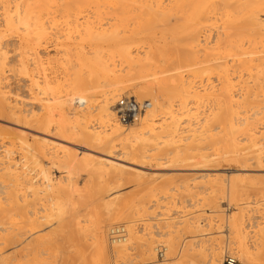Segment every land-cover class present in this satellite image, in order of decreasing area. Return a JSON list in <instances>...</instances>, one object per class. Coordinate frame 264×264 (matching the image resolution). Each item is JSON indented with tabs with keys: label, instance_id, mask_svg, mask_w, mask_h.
<instances>
[{
	"label": "rangeland",
	"instance_id": "1",
	"mask_svg": "<svg viewBox=\"0 0 264 264\" xmlns=\"http://www.w3.org/2000/svg\"><path fill=\"white\" fill-rule=\"evenodd\" d=\"M4 1L0 3V48L1 52L5 54L4 71L0 75L2 79V82L0 81V98H2V95L3 98L6 97V101H9L8 103L11 106L14 104L16 109L19 108L17 110L19 112L12 109L10 111L9 108H5L6 110L4 109L0 112V161L1 159H9L10 162H14L15 167H18H16V173H18L17 175L20 178L16 181L14 180L15 178L13 179V176L12 178L11 176H7L11 180L7 179L6 176H3L4 171H0V187L3 185L1 187L2 189L0 188V211L4 212L0 214V216H4V218L0 217V227L2 228V225L3 228L11 227L14 233L21 232L23 234L25 231L23 229L27 228L26 230H29L32 227L29 226V220L38 219L37 221L40 222V226H34V228L35 230H42L38 235H43L45 243L43 239L41 241L43 243L39 242L42 245L38 244V248L35 247L36 252L34 251V255L31 256V263L28 261V264H97V258L94 257V250L91 245V227L89 226L92 223H88V221H95L98 217L104 219L107 235L108 227L118 223L124 224L126 227L127 224L125 222L129 220L127 218L114 223H109L106 220L110 209L106 207L105 200H110V197L116 198L111 207V211L124 202L122 198L134 203L138 201L144 203V210L132 217L142 243L153 238L152 240L156 241V243L163 242L162 244H164V235L176 230V232L174 231L176 235L175 240L176 242L178 241V245L183 241V243L185 242L190 246L188 249L193 247L191 249L192 251L200 247H206L208 249L210 244L217 245L218 243L220 247L219 251L222 252L221 264L225 255H232L234 257L237 255L236 250L234 251L235 245L231 244V242L229 245L228 240L230 238L232 240L233 237L232 232L229 233L230 230L232 231L230 226L234 223H239L242 227L241 229L245 232V243L251 252L248 259L250 261H245V264H264V153L258 154L255 151L257 148H261V151L264 152V75H262L264 74V69H262L264 68V34H261V32L264 33V28L259 26L258 31L256 28L258 26H254L252 27L253 30H250V28L245 27L244 23H241L245 27H240L241 31L242 29H249L250 31H243L245 33L248 32L247 34L242 32L245 36L242 34L234 36L231 33L233 30H228L225 26L221 29L225 25V20L220 14L224 10L222 8L224 5L222 3L223 6L220 4V0H215V2H219L216 3L218 9L212 12L216 16L209 13L211 12L209 8V11L206 10L207 8L205 9V14L208 15H200L204 17L202 20L199 17L202 28L198 29L195 33L198 35H195L196 37H188L190 34L184 33L186 29H183L184 34L181 33L182 27L185 24V15L191 10L188 6L186 7L187 9L184 7L181 10L182 13L188 10L186 14L183 13L180 16L178 14L180 10H175L177 14L174 10H171L167 14L168 18L165 21L162 22L158 19L152 24L146 25L148 28L145 27V29L143 24L147 18L145 13L146 10L148 11L147 8L149 5L148 3L144 5L143 1V3L141 2L142 4L138 2L139 5L137 2H134L132 5L123 7L126 10V12L122 11L125 15V17H122L123 21H125L124 23L122 22L123 24L114 19V17L119 16L120 10L117 9L119 5L124 6L127 2H122V5L119 4L120 2L117 4L104 2V6L102 5L103 3H100V5L99 3L91 5L94 2H88L89 5L87 7H81L84 10L83 15H90L88 19H84L81 14L83 12H80L81 8H77L79 2L78 4L76 2L80 0H72L74 2L67 0L64 6L62 4V2L64 3L63 0H44L46 3L41 0L45 4H41L40 0ZM230 1L233 0L228 1L230 6L228 5L229 8L226 7V10L228 9V11L232 12L234 9H230L236 5L233 4L235 0L233 3ZM245 1H247L248 8L250 5L252 7L255 6L252 5L253 0H242L240 1L241 3L238 2L243 4L237 5L239 11L242 12L239 13V21L242 20V22L243 19L241 18H244L243 16L250 12L252 8L250 7V10L247 9V13L244 11V15L243 9L245 10ZM25 2L28 4L30 2L29 7L31 8L33 6L31 9L34 8L32 10L33 12H31L32 17L28 21L29 26L22 25V23L20 24L16 21V24L12 23V25L8 23L10 26L6 24V18L4 17L6 12L14 9L11 7L17 3L20 5H18L20 8L21 6L23 8L24 5L26 6ZM258 2L256 5H258ZM4 3L5 7H2ZM46 4L49 9H47ZM111 4L115 6H111ZM67 5H70L68 7H70L71 11L73 8L72 18L75 16V19L73 18L75 23H73L74 21L72 22L71 11H68L69 8L66 7ZM86 5L87 3L83 6ZM240 6H243V9ZM65 7L68 13L64 9ZM98 7L99 9L97 11L96 9ZM9 8L11 9L9 10ZM123 8L122 10H124ZM261 8L264 9V7ZM116 9L118 13H116ZM262 9H260L261 11L259 13L261 18H264V10ZM151 10H154L156 13H161V9L152 8ZM217 10L220 11L218 12ZM75 13H79L78 16ZM209 14L211 17H209ZM91 16L94 18L92 19ZM182 16L185 17L181 18ZM215 17L217 18L215 19ZM90 18L92 22H90ZM125 18L127 19L124 20ZM205 18L207 19L205 20ZM221 18L222 20H220ZM84 20H87V22L89 20V22H84ZM208 20L212 21L209 22ZM38 21L39 23H37ZM204 21H206V24L209 23L208 26L213 27H208L203 23ZM34 22L36 26L42 23L40 25L41 27L36 28L42 31L44 30L47 33L44 32L46 35H43L44 38L46 37L45 39L37 40L36 37L38 34L36 32L38 30L35 28ZM82 22L88 25L90 24L91 26L89 27H91L94 33H100L101 31L105 35L107 33V38L101 37V39L97 38V36L87 38V33L91 30L88 29L85 32L88 26L84 23L82 24ZM114 22L119 23H116L113 27ZM69 23L72 25L69 26ZM92 23L94 26L97 24L100 26L97 25L99 28L96 27L98 31L101 30L102 26V30L100 32L96 29L94 30ZM75 24L78 25L76 26ZM83 25L85 26L83 27ZM26 26H31L34 30L31 28L28 30ZM79 26L84 28V34L82 36L80 35L82 34V30L81 28L79 29ZM116 26L119 27L117 28ZM205 26L208 27L206 31ZM219 26L221 28L217 29ZM20 27H26L28 31L24 29L25 34H28L25 35L22 33L24 31ZM115 27L119 31H115ZM56 28L57 31H55ZM179 28L181 29L179 30ZM45 29H49L51 33ZM106 29L109 31L107 32ZM173 29L174 31H172ZM209 29L211 30L210 32ZM31 30L32 32L36 30L34 36L30 33ZM66 32L70 34L68 38ZM111 32L116 36H120V33L125 34L123 37L122 35L117 37L119 39L127 37L126 35L128 37H136V40L130 42L129 45L126 44L128 49L126 48V51L125 49L124 52L122 51L123 53H127V55L125 53L126 58L120 56L121 51L115 45L116 42L108 39L109 35L111 38ZM131 32L133 33L130 34ZM216 33L220 34V36L217 34L218 37ZM221 33L225 36L221 37L223 36ZM226 33L229 35H226ZM23 34L25 37H23ZM36 34L37 36H35ZM79 35L82 37L80 38L81 41L83 40L82 42L76 39L79 38ZM250 35L254 36V39ZM89 38L91 39L90 41L88 40ZM192 38L196 39L192 40ZM222 38L224 42H222ZM106 39L108 41L110 40V42ZM35 43L37 44L35 45ZM220 43L222 44L219 45ZM248 44L249 46H247ZM93 46H98L97 48L99 50ZM92 48L96 49H94L95 53H101L102 59L105 63L107 62L106 65L109 68L106 67L107 71L105 70L104 73L102 69L100 71V69L97 70V68H94L96 74L94 72L93 79L90 81V75H87L89 73L87 71L88 67L84 66L83 68L78 63H80L79 55L83 53V55L90 56L89 59L91 55L94 58L95 53L93 50L91 51ZM89 52L90 54H88ZM76 58L79 60L78 62ZM146 58L151 60V63ZM183 58L184 60H182ZM76 70L77 72H75ZM108 70L109 73H107ZM70 74L72 75V79ZM77 76L78 78L84 77V79L80 80L87 85L81 88L73 87L75 84L74 79ZM34 80L37 83H34ZM73 80L74 84L72 85ZM164 80L167 81L165 82ZM43 83L45 85L50 84V92L46 90L44 92L40 89L43 87ZM225 87L228 89L226 90ZM101 92H114L115 102L122 95L134 96L139 101H149V109L146 110L145 116L146 120L139 122V117V120H135L136 122L134 121L129 125L131 130L136 131L137 134H141L140 137L142 138L140 140L134 139V133L130 130L131 133L128 134L127 138L123 137L125 139H122V136H120L121 140L118 138V140L114 141V148L111 149L109 147L103 149L102 142L96 141V143L93 138L92 141L94 140V143L92 141L87 142V138L85 139L81 135L79 132L81 131L79 130L80 127L85 128L84 130L90 133L101 132L102 136L108 133L110 129L108 124L100 121L98 115V96L96 94H101ZM75 102H78L79 105H75ZM62 107L64 108V114L60 115ZM220 108H222L221 113L219 112ZM226 109H228L229 112L227 114L231 118L229 115H226V112H222L223 110L227 111ZM172 113L173 115H171ZM222 113L225 114L227 119H231V124L234 123L233 127H236L235 130L232 127L234 131H227L229 128L226 125H228L229 119L224 120V118H220L225 122L227 120V124L221 123L224 124L223 126L218 124L221 121L220 119H214V117H224V115H220ZM171 120H175L176 122L171 123ZM118 122L120 121L118 120ZM120 124L123 123L120 122ZM173 124L176 126L174 125L175 127L172 129L169 128ZM225 126L226 128L224 129ZM6 131L8 132L6 133ZM131 151L142 153V157L139 159L132 158L129 154ZM117 153L121 154L122 157L118 156ZM107 154L117 156L121 159L126 158L120 161L124 165L122 167L123 170H113L110 168V171H108L109 168L107 166L101 165L99 160H101V157H107L105 156ZM72 164L75 165L71 166ZM70 166L72 168H69ZM136 170L139 171L137 172ZM5 180L9 182L7 183ZM57 180L64 186L68 184V186H65L66 188L62 185L66 190V192L62 190L63 193L65 192L64 194L61 191V186L59 188L57 187L59 185H56ZM13 181L16 182L17 188L11 192L10 188L12 186L10 184ZM53 185L55 187L54 189L52 187ZM209 186L214 187L210 188ZM67 187L71 189L69 190ZM56 188L61 192L59 193L60 196L57 194L59 191L57 192ZM32 189H36L37 193L35 192L33 194L34 191ZM93 191L99 192L94 193ZM56 196H58L57 199L62 197V204L65 201L63 210L67 213L63 216V220L65 221L64 226L62 224H56L55 219L52 220L49 218V221H46L44 218H40L41 216H46L47 208L50 206L54 208ZM66 196L68 201L66 200ZM12 200L17 205L11 208L10 206L14 204L11 203ZM19 203L21 204L19 205ZM16 207H20L22 210ZM3 209L5 210L3 211ZM45 209H47L46 212L44 211ZM5 218L6 220H4ZM41 219H43L42 222ZM231 221L235 222L230 223ZM76 222L79 223L82 229H78L79 227L75 225ZM19 224L21 226H18ZM26 224H29V227ZM83 228L87 230L86 233H82ZM226 233L230 235L228 238L225 235ZM156 243L154 242L155 245ZM226 243L229 245L228 251L224 252ZM106 244L108 245L107 238ZM137 245H132V248L129 247L126 256L116 257L115 260L108 258L106 262L108 264H113L112 261H114V264H142V256L140 253L142 252V248L138 245L139 250ZM10 248L11 246H8L5 251L11 253ZM156 252H154V258L149 264H165L166 253L164 252L163 259H160ZM184 259L175 264H200L199 260L193 262L188 258ZM236 259L237 264H244V261L242 262L238 257Z\"/></svg>",
	"mask_w": 264,
	"mask_h": 264
},
{
	"label": "bare ground",
	"instance_id": "2",
	"mask_svg": "<svg viewBox=\"0 0 264 264\" xmlns=\"http://www.w3.org/2000/svg\"><path fill=\"white\" fill-rule=\"evenodd\" d=\"M4 1V0H3ZM3 1H1V2H3ZM16 1H18V0H16ZM24 1V0H23ZM23 1H21L22 2V4H24L23 3ZM39 1V0H38ZM44 1V0H43ZM41 2V0H40V2H41V4L43 3V4H45L46 3V1H44V2ZM60 1V0H59ZM64 1V3L62 2V4H63V6H64V4H65V1H67V0H63ZM72 1V0H71ZM75 1V0H74ZM74 1H72V2H74ZM94 2V3H92V2ZM102 1V2H101ZM144 2V5L145 4H147L148 3V5H149V7L147 8L148 9V11L146 10V13L145 12H143V13H145V16L147 15V18H146V21H145V23L143 24L144 25V28L146 27V28H148V26H146V25H150V24H152L154 21H156V20H161L162 22L163 21H165L168 17H167V14H169V12H171V10H174V12H175V10H180V11H178V14L180 15V14H186L187 12H188V10H186V12H181V10H182V8H186L187 6H188V8L190 7V11H189V13L187 14V15H185V16H182L181 18H184L185 17V24H184V27H182V31H181V33H183L184 32V30L183 29H186L185 30V32L184 33H188V34H190V36H188V37H192V36H198L197 34H195L197 31H198V29H200V28H202L201 27V20H202V18L205 16V15H208V14H205V11L206 10H208L209 11V9H211L210 11L211 12H209V13H211V15H214V14H212V12H214L213 10H216V9H218L217 8V4L216 3H219V2H215V0H80V1H77L76 3L78 4V2H79V4L77 5L78 7L77 8H81V7H87L89 4H88V2L90 3H92L91 5H93V4H98L99 3V5H100V3H103L102 5L104 6V2H106V3H115V4H117L118 2H120L119 4H121L122 2H127L126 4L125 3H123V4H125L124 6H120L119 4V7L117 8V9H119L120 10V12H126V10L124 9L126 6H128V5H132V4H134V2H139V3H141V2ZM218 1V0H217ZM228 1L229 0H220V4L222 3L223 5H224V7H222L224 10L222 11V12H220V14L222 15V17L224 18V20H225V25H223V27L221 28L220 26H219V28H217V29H223L224 28V26H225V28L227 27L228 28V30H233L231 33H232V35H234V36H239L240 34H242V35H244V34H247L248 32H250L249 31V29H247L248 30V32H243V31H247L246 29L244 30V29H242V31H241V29H240V27H242V28H250V30H253V28L252 27H254V26H258V27H256L257 29L259 28V26L260 27H262V28H264V25H262V24H264V18H261V15H260V9H262L261 7H264V0H261L260 2H258V5H256L257 4V2H256V0H253L252 1V5H255V6H251L249 3H248V5H250L249 6V8L250 7H252L251 8V10L247 7V1H245V10L243 9V14L245 15V12H246V10L247 9H249L250 10V12H246L247 14L245 15V16H243L244 18H241V19H243V22H242V20L241 21H239L240 20V14L239 13H242L241 11H239V7L237 6L238 4H240L241 2L240 1H242V0H235L236 1V3H235V1H234V3H233V1H230V2H232L233 4H235L236 6H234V8H231L230 10H232V9H234V11L232 10V12H230V11H228V9L226 10V7L227 8H229V6H230V4H228ZM249 1V0H248ZM0 2V3H1ZM5 3H6V1H4ZM11 2V1H10ZM9 2V3H10ZM142 2V3H143ZM146 2V3H145ZM166 2V3H165ZM229 2V3H230ZM238 2H240V3H238ZM254 2H256L255 4H254ZM5 3H4V5L2 6V7H5ZM7 3H8V1H7ZM20 3V2H19ZM26 3V2H25ZM34 3V2H33ZM71 3V2H70ZM85 3H87V5L86 6H83V5H85ZM139 3H138V5H139ZM141 3V4H142ZM232 3H231V5H232ZM16 4V3H15ZM21 4V5H22ZM28 3H26V6L24 5V7L22 8V6H21V8L19 7L20 5L17 3L16 5H14L13 7H11V8H14V9H12V10H10L11 8H9V10L10 11H8V12H6V15L4 16L6 19H5V23L6 24H10L11 23V25H12V23L13 24H16V22L17 23H22V25L24 24V25H27V26H29V23H28V21L30 20V18L32 17L31 16V12H33L32 10L34 9H31L33 6H31V8L29 7L30 5V2H29V4L27 5ZM81 4V5H80ZM136 4V3H135ZM219 4V5H220ZM2 5V4H1ZM8 5V4H7ZM7 5H6V8H7ZM19 5V6H18ZM56 5V4H55ZM66 5V4H65ZM72 5V4H71ZM75 5V4H74ZM102 5H101V7H102ZM122 5V4H121ZM219 5H218V7H219ZM229 5V6H228ZM240 5H243V4H240ZM38 6V5H37ZM46 6H47V9H49L48 8V5L46 4ZM68 6H70V5H67L66 7L67 8H69V10L68 11H71L70 10V7H68ZM73 6V5H72ZM76 6V5H75ZM74 6V7H75ZM98 6V5H97ZM96 6V7H97ZM106 6V5H105ZM108 6V5H107ZM111 6H115V5H112L111 4ZM135 6V5H134ZM143 6V5H142ZM1 7V8H2ZM10 7V6H9ZM39 7H40V4H39ZM44 7V6H43ZM62 7V6H61ZM66 7L64 8L65 10H66ZM90 7V6H89ZM93 7V6H92ZM94 7H95V5H94ZM120 7H124L123 9L124 10H122V8L120 9ZM130 7V6H129ZM136 7V6H135ZM232 7V6H231ZM247 7V8H246ZM5 8V9H6ZM44 8H46V7H44ZM77 8H75L76 10H77ZM137 8H138V6H137ZM152 8H156V9H161L160 11H161V13H156V12H154V10H151ZM207 8V9H206ZM209 8V9H208ZM220 8V7H219ZM221 8V9H222ZM241 8H240V10H241ZM37 9V8H36ZM35 9V10H36ZM58 9V8H57ZM98 9H99V7L96 9L97 11H98ZM102 9V8H101ZM108 9V8H107ZM116 9V10H117ZM131 9V8H130ZM139 9V8H138ZM187 9V8H186ZM206 9V10H205ZM3 10V9H2ZM34 10V11H35ZM39 10V9H38ZM58 10H60V9H58ZM57 10V11H58ZM76 10H74V12H76ZM162 10H164V11H162ZM184 10V9H183ZM262 10H264V9H262ZM7 11V10H6ZM14 13H13V12ZM43 11V10H42ZM48 11V10H47ZM56 11V10H55ZM72 11H73V8H72ZM72 11L70 12L71 13V18H72ZM84 10L81 8L80 9V12H83ZM85 11H86V8H85ZM134 11V10H133ZM142 11V10H141ZM218 12L220 11V10H217ZM217 11H215V12H217ZM245 11V12H244ZM248 11V10H247ZM2 12H4V11H2ZM11 12H12V14H11ZM45 12V11H44ZM66 12H67V10H66ZM77 12H79V10H77ZM119 12V16L117 15V17H114V19H116L117 21H119V22H121V24H123L125 21H123V18L122 17H125V15H124V13L122 12V13H120ZM136 12V11H135ZM181 12V13H180ZM9 13V14H8ZM36 13H37V10H36ZM68 13V12H67ZM67 13H66V15H67ZM85 13H87V12H85ZM108 13V12H107ZM116 13H118V10H117V12ZM173 13V12H172ZM176 14H177V11L175 12ZM3 14V13H2ZM4 14H5V12H4ZM11 14V15H10ZM15 16H14V15ZM38 14V13H37ZM64 14H65V12H64ZM79 14V13H78ZM78 14H76L75 13V15H77L78 16ZM82 15L84 14V12L83 13H81ZM104 14V13H103ZM121 14V15H120ZM202 14H204V16L203 17H201L200 15H202ZM41 15V14H40ZM81 15V16H82ZM86 15V14H85ZM85 15H83V17H84V19H88L89 17H90V15L89 16H85ZM87 15H88V13H87ZM92 15V14H91ZM94 15V14H93ZM102 15V14H101ZM113 15H116V14H113ZM143 15V14H142ZM171 15V14H170ZM169 15V16H170ZM210 15V14H209ZM211 15L209 16V17H211ZM221 15H220V17H221ZM242 15V14H241ZM3 16V15H2ZM49 16V15H48ZM65 16V15H64ZM70 16V15H69ZM109 16V15H108ZM144 16V17H145ZM181 16V15H180ZM214 16H216V14L214 15ZM214 16H212L213 18H214ZM219 16V15H218ZM68 17V16H67ZM83 17H82V19H83ZM113 17V16H112ZM119 17V18H118ZM130 17H131V15H130ZM133 17V16H132ZM135 17V16H134ZM173 17V16H172ZM199 17H201V20H199ZM207 18H209L208 16H206ZM219 17V18H220ZM242 17V16H241ZM36 18H38V17H36ZM74 19H75V16L73 17ZM72 18V19H73ZM79 18H80V16H79ZM91 18H92V16H91ZM90 18V19H91ZM94 18V17H93ZM92 18V19H93ZM207 18H205V20L207 19ZM212 18V19H213ZM217 17H215V19H216ZM39 19V18H38ZM52 19V18H51ZM59 19V18H58ZM67 19V18H66ZM74 19L72 20V22L74 21ZM76 19H77V17H76ZM89 19V20H90ZM92 19H91V21L90 22H92ZM127 18H125L124 20H126ZM211 19V18H210ZM215 19H213L214 21H215ZM32 20H33V18H32ZM50 20V19H49ZM78 20V19H77ZM89 20H88V22H89ZM134 20V19H133ZM183 20V21H184ZM204 20V19H203ZM220 20H222V18L220 19ZM16 21V22H15ZM36 21V20H35ZM63 21V20H62ZM68 21V20H67ZM80 21V20H79ZM87 22V20H84V22ZM168 21V20H167ZM209 22L210 21H212V20H208ZM208 21H207V23H208ZM213 21V22H214ZM31 22V21H30ZM51 22V21H50ZM70 22V21H69ZM77 22V21H76ZM81 22V21H80ZM80 22H79V24H80ZM84 22H82V24L84 23ZM87 22V23H88ZM119 22H116V23H119ZM123 22V23H122ZM129 22V21H128ZM144 22V21H143ZM206 21H204L203 23L204 24H206L205 23ZM37 23H39V21L37 22ZM73 23H75V21L73 22ZM87 23H84L86 26H88V27H86L85 29H86V31L85 32H87L88 31V29H90L91 30V27H89V26H91L90 24L88 25ZM93 23H94V21H93ZM92 23V28H94V30L96 29V27H97V25L96 26H94V24ZM115 23V22H114ZM116 23L115 24H113V27L116 25ZM127 23V22H126ZM223 23V22H222ZM223 23V24H224ZM241 23H244V25H245V27H243V25L241 24ZM5 24V25H6ZM8 24V25H9ZM33 24H35V28L36 27H39L40 25H37L36 26V23L34 22ZM52 24V23H51ZM50 24V25H51ZM65 24V23H64ZM111 24V25H112ZM121 24H119V25H121ZM128 24V23H127ZM211 24V23H210ZM213 24V23H212ZM241 24V25H240ZM21 25V26H22ZM53 25H54V22H53ZM57 25H59V24H57ZM68 25V24H67ZM70 25H72V24H70L69 23V26ZM76 25V24H75ZM78 25V24H77ZM76 25V26H77ZM81 25V24H80ZM85 25H83V27L85 26ZM186 25H187V27H186ZM207 26L209 25V23L208 24H206ZM262 25V26H261ZM10 26V25H9ZM8 26V27H9ZM26 26V27H27ZM42 26H44V25H42ZM99 26V25H98ZM107 26V25H106ZM216 26V25H215ZM222 26V25H221ZM26 27H24V28H21L22 29V31H24V32H22V33H24L25 34V30L24 29H26ZM41 27V26H40ZM44 27H46V26H44ZM53 27V26H52ZM63 27V26H62ZM100 27V26H99ZM99 27H97V28H99ZM112 27V26H111ZM117 27V26H116ZM115 27V28H116ZM119 27V26H118ZM117 27V28H118ZM206 27V26H205ZM204 27V28H205ZM208 27H213V26H208ZM208 27H206L205 28V31L207 30V28ZM30 28L31 29H33L34 30V28H32L31 26L30 27H27V29L28 30H30ZM48 28V27H47ZM69 28V27H68ZM76 28V27H75ZM81 28V30H82V34H80L81 36L84 34L83 33V30H84V28H82V26L80 27L79 26V29ZM102 26H101V30H102ZM116 28V30L115 31H119V29H117ZM145 28V29H146ZM177 28V27H176ZM256 28H254V29H256ZM20 29V30H21ZM26 29V31H28ZM37 29V28H36ZM61 29V28H60ZM67 29V28H66ZM171 29V28H170ZM181 28H179V30H180ZM256 29V30H257ZM38 30V32H36V30H35V32L38 34V36H39V38H38V36H37V34L35 35V36H37L36 38H37V40H39V39H42V38H44V36L43 35H45L44 34V30L42 31L41 29H37ZM46 30V29H45ZM48 31H49V29H47ZM46 30V31H47ZM73 30V29H72ZM97 31H98V29H96ZM100 30V29H99ZM100 30V31H101ZM104 30H105V28H104ZM107 30V29H106ZM178 30V29H177ZM178 30V31H179ZM204 30V29H203ZM55 31H57V28H56V30ZM66 31V30H65ZM76 31V30H75ZM100 31H98V32H100ZM109 30H107V32H108ZM172 31H174V29L172 30ZM176 31V30H175ZM204 31V32H205ZM211 30L209 29V32H210ZM221 31H223V30H221ZM258 31H259V29H258ZM0 32H1V30H0ZM35 32H32V30H31V32L30 33H32L33 34V36H34V34H35ZM50 32V31H49ZM48 32V33H49ZM90 32V33H89ZM87 34V38L88 37H92V36H97V38H107V33H106V35H105V33L103 32V31H101L100 33H94L93 32V30H91V31H89ZM92 32V33H91ZM106 32V31H105ZM121 32V31H120ZM125 32V31H124ZM177 32V31H176ZM175 32V33H176ZM203 32V33H204ZM216 32H218L217 30H216ZM224 32V31H223ZM222 32V33H223ZM227 32V31H226ZM244 34H243V33ZM46 33V32H45ZM51 33V32H50ZM58 34H59V32H57ZM112 33V32H111ZM110 33V34H111ZM119 33V32H118ZM133 32H131L130 34H132ZM149 33V32H148ZM179 33V32H178ZM183 33V34H184ZM221 33V34H222ZM257 33V32H256ZM23 34V37H25V35L26 34H28V33H26L25 35ZM32 34H30V35H32ZM47 34V33H46ZM63 34V33H62ZM66 34H67V32H66ZM109 34V33H108ZM121 35H122V37L123 36H125V34L123 35L122 33H120ZM129 34V33H128ZM151 34V33H150ZM205 34V33H204ZM218 33H216V35H217ZM224 34H225V32H224ZM228 33H226V35H227ZM251 34H253V33H251ZM261 34H264V33H262L261 32ZM29 35V36H30ZM40 35H42V37H40ZM49 35V34H48ZM56 35V34H55ZM68 35H70V34H67V38H68ZM79 35V38H76V39H79V42L81 41V39L80 38H82L81 36ZM86 35V34H85ZM119 35V34H118ZM120 35V36H121ZM134 35H136V33H134ZM149 35V34H148ZM153 35V34H152ZM181 35V34H180ZM179 35V36H180ZM219 36H220V34H218ZM217 35V36H218ZM223 35V34H222ZM229 35V34H228ZM28 36V35H27ZM27 36H26V38H27ZM46 36V35H45ZM120 36H116L115 34H111V38H110V35H109V37H108V39H110V40H113V41H115L116 42V44L115 45H117V47L119 48L118 50H120L121 52H120V56H122V57H124V58H126V56H125V53H123L124 52V49H125V51L128 49V47H127V45L126 44H130V42H132V41H134V40H136L135 38V36H133V37H128V35H126L127 37H125V38H122V39H119V38H117V37H120ZM172 36V35H171ZM177 36V35H176ZM184 36V35H183ZM195 36V37H196ZM207 36V35H206ZM218 36V37H219ZM225 35H223V36H221V37H224ZM245 36V35H244ZM243 36V37H244ZM251 36V38L253 37V39H254V36H252V35H250ZM22 37V36H21ZM51 37V36H50ZM54 37V36H53ZM77 37H78V35H77ZM85 37V36H84ZM85 37V38H86ZM187 37V38H188ZM217 37V38H218ZM220 37V38H221ZM230 37V36H229ZM242 37V38H243ZM260 37H262V35H260ZM26 38H23L24 40L26 39ZM30 38H32V37H30ZM46 38V37H45ZM44 38V39H45ZM55 38V37H54ZM88 39L89 41L91 40V39ZM97 38H96V40H97ZM101 38V39H102ZM241 38V39H242ZM245 38V37H244ZM75 39V38H74ZM108 39H106L107 41H108ZM194 39H196V38H192V40H194ZM206 39H207V37H206ZM227 39V38H226ZM225 39V40H226ZM27 40V39H26ZM29 40V39H28ZM87 40V39H86ZM85 40V41H86ZM110 40L108 41V42H110ZM175 40H176V38H175ZM219 40V39H218ZM221 40V39H220ZM224 39L222 38V42H224L223 41ZM246 40V39H245ZM258 40H259V38H258ZM258 40H257V42H258ZM22 41V40H21ZM31 41V40H30ZM29 41V42H30ZM83 41V40H82ZM81 41V42H82ZM181 41V40H180ZM207 41V40H206ZM234 41V40H233ZM240 41V40H239ZM28 42V41H27ZM33 42V41H32ZM43 42V41H42ZM96 42V41H95ZM115 42H112V43H115ZM218 42V41H217ZM216 42V43H217ZM227 42V41H226ZM229 42H230V40H229ZM242 42V41H241ZM256 42V41H255ZM256 42V43H257ZM262 42V41H261ZM58 43V42H57ZM63 43V42H62ZM178 43V42H177ZM248 43V42H247ZM37 43H35V45H36ZM45 44V43H44ZM81 44V43H80ZM93 44V43H92ZM215 44V43H214ZM222 43H220L219 45H221ZM224 44V43H223ZM226 44V43H225ZM231 44V43H230ZM236 44V43H235ZM238 44V43H237ZM243 44V43H242ZM54 45V44H53ZM91 45V44H90ZM134 45V44H133ZM218 45V46H219ZM240 45V44H239ZM55 46V45H54ZM59 46V45H58ZM67 46V45H66ZM65 46V47H66ZM228 46H229V44H228ZM247 46H249V44L247 45ZM93 47H95V46H93ZM98 47V46H97ZM97 47H95L97 50H99V48H97ZM130 47V46H129ZM215 47V46H214ZM221 47V46H220ZM225 47V46H224ZM231 47V46H230ZM246 47V46H245ZM3 48V47H2ZM70 48V47H69ZM77 48V47H76ZM81 48V47H80ZM95 48H92L91 49V51L93 50V52L95 53ZM127 48V49H126ZM154 48V47H153ZM211 48V47H210ZM233 48V47H232ZM95 49V50H94ZM101 49V48H100ZM174 49V48H173ZM218 49V48H217ZM225 49V48H224ZM253 49V48H252ZM251 49V50H252ZM86 50V49H85ZM84 50V51H85ZM108 50V49H107ZM110 50V49H109ZM154 50V49H153ZM209 50V49H208ZM226 50V49H225ZM255 50V49H254ZM253 50V51H254ZM90 51V52H91ZM123 51V52H122ZM248 51V50H247ZM252 51V52H253ZM70 52V51H69ZM90 52L88 53V54H90ZM93 52H91V53H93ZM97 52H99V51H97ZM107 52V51H106ZM153 52V51H152ZM243 52V51H242ZM35 53V52H34ZM60 53V52H59ZM163 53V52H162ZM78 54H80V53H78ZM84 54V53H83ZM83 54H80L79 55V60H80V63H78L81 67H83L84 68V66L85 67H88L87 69V71H89V73L87 74V75H90V81L93 79V75H94V72H95V70H94V68H97V70L98 69H100V71H101V69H102V71H103V73H104V71L106 70L107 71V69H106V67H108L107 65H106V63L104 62V60L102 59L103 57L100 55V54H98V53H95L94 54V58H92V55H91V60L89 59V57L90 56H87V55H83ZM85 54H86V52H85ZM177 54V53H176ZM225 54V53H224ZM71 55V54H70ZM126 55H127V53H126ZM157 55H158V53H157ZM167 55V54H166ZM38 56V55H37ZM75 56V55H74ZM78 56V55H77ZM76 56V57H77ZM169 56V55H168ZM261 56V55H260ZM65 57V56H64ZM68 57V56H67ZM128 57H129V55H128ZM170 57V56H169ZM182 57V56H181ZM208 57V56H207ZM212 57V56H211ZM55 58H57V57H55ZM78 58V57H77ZM76 58V59H77ZM153 58V57H152ZM151 58V59H152ZM175 58V57H174ZM190 58V57H189ZM205 58H206V56H205ZM214 58V57H213ZM236 58V57H235ZM259 58V57H258ZM262 58V57H261ZM4 59H5V54H4V52H1V48H0V75L2 74V72L4 71L3 70V65H4ZM37 59H38V57H37ZM50 59V58H49ZM54 59V58H53ZM66 59V58H65ZM71 59V58H70ZM143 59V58H142ZM146 59H148V58H146ZM168 59V58H167ZM199 59V58H198ZM201 59V58H200ZM78 59H77V62L79 61ZM87 60H89V61H86ZM141 60V59H140ZM139 60V61H140ZM149 60V59H148ZM148 60H147V62H148ZM154 60V59H153ZM181 60V59H180ZM182 60H184V58L182 59ZM246 60H247V58H246ZM34 61V60H33ZM37 61V60H36ZM41 61V60H40ZM52 61V60H51ZM59 61H60V59H59ZM74 61V60H73ZM136 61H137V59H136ZM144 61V60H143ZM151 60H149V62H150ZM186 61V60H185ZM184 61V62H185ZM202 61H204V60H202ZM222 61V60H221ZM262 61V60H261ZM39 62V61H38ZM37 62V63H38ZM65 62V61H64ZM76 62V61H75ZM179 62V61H178ZM183 62V61H182ZM193 62V61H192ZM195 62V61H194ZM244 62V61H243ZM36 63V64H37ZM59 63V62H58ZM151 63V62H150ZM170 63V62H169ZM181 63V62H180ZM190 63V62H189ZM145 64V63H144ZM182 64V63H181ZM187 64V63H186ZM225 64V63H224ZM38 65V64H37ZM62 65V64H61ZM66 65V64H65ZM73 65V64H72ZM78 65V66H79ZM83 65V66H82ZM110 65V64H109ZM153 65V64H152ZM157 65V64H156ZM156 65H154V66H156ZM114 66V65H113ZM153 66V67H154ZM166 66V65H165ZM226 66V65H225ZM66 67V66H65ZM172 67V66H171ZM252 67V66H251ZM63 68H64V66H63ZM109 68V67H108ZM144 68V67H143ZM164 68V67H163ZM169 68V67H168ZM223 68V67H222ZM227 68V67H226ZM257 68V67H256ZM255 68V69H256ZM111 69V68H110ZM113 69V68H112ZM158 69V68H157ZM160 69V68H159ZM162 69V68H161ZM252 69V68H251ZM259 69V68H258ZM257 69V70H258ZM262 69H264V68H262ZM37 70H38V67H37ZM75 70V69H74ZM82 71V70H81ZM84 71H85V69H84ZM99 71V72H100ZM148 71V70H147ZM224 71V70H223ZM75 72H77V70L75 71ZM192 72H194V71H192ZM191 72V73H192ZM39 73V72H38ZM72 73H74V72H72ZM79 73V72H78ZM107 73H109V70H108V72ZM221 73V72H220ZM256 73V72H255ZM82 74V73H81ZM95 74H96V72H95ZM215 74V73H214ZM92 75V76H91ZM226 75V74H225ZM255 75V74H254ZM262 75H264V74H262ZM70 76H71V79H72V75L70 74ZM84 76V75H83ZM38 77V76H37ZM43 77V76H42ZM89 77V76H88ZM231 77V76H230ZM44 78V77H43ZM74 78V77H73ZM77 78V79H76ZM178 78H179V76H178ZM37 79V78H36ZM45 79V78H44ZM80 79H84V77L82 78H78V76L77 77H75V84L73 83L74 82V80L72 81V85H73V87H77V88H81V87H84L85 85H87L85 82H83L82 80H80ZM255 79V78H254ZM2 79H1V76H0V81H1ZM76 80H77V82H76ZM80 80V81H79ZM160 80V79H159ZM174 80V79H173ZM178 80V79H177ZM45 81H47V79H45ZM165 81V80H164ZM167 81V80H166ZM165 81V82H166ZM230 81V80H229ZM2 82V81H1ZM80 82V83H79ZM87 82L89 83V80L87 79ZM223 82H225V81H223ZM252 82V81H251ZM34 83H37L35 80H34ZM47 83V82H46ZM50 83V82H49ZM48 83V84H49ZM91 83V82H90ZM161 83V82H160ZM180 83V82H179ZM44 85H42L43 87L42 88H40L41 90H46L47 92H50L51 91V87H49V85H45V83H43ZM71 84V83H70ZM78 84V85H77ZM81 84V85H80ZM92 84V83H91ZM158 84V83H157ZM162 84V83H161ZM167 84V83H166ZM179 85V84H178ZM186 85V84H185ZM184 85V86H185ZM223 85V84H222ZM71 86V85H70ZM157 86H160V85H157ZM167 86V85H166ZM175 86H177V85H175ZM206 86V85H205ZM224 86V85H223ZM225 86H227V85H225ZM228 87H230V86H228ZM150 88V87H149ZM226 88V90L228 89L227 87H225ZM147 89V88H146ZM170 89V88H169ZM174 89V88H173ZM211 89H212V87H211ZM149 90V89H148ZM177 90V89H176ZM182 90V89H181ZM185 90V89H184ZM109 91V90H108ZM112 91H114V90H112ZM145 91V90H144ZM165 91V90H164ZM220 91H222V90H220ZM220 91H218V92H220ZM45 92V91H44ZM175 92H177V91H175ZM171 93V92H170ZM178 93H179V91H178ZM204 93V92H203ZM224 93H226V92H224ZM143 94V93H142ZM174 94V93H173ZM175 94H177V93H175ZM150 95H151V93H150ZM96 96H98V115H99V119H100V121H102V123H104V124H108V126H110L109 128V131H108V133H106V134H104L103 136L101 135V132H92V133H90V132H86L84 129H83V127H80V129L79 130H81V131H79L80 133H81V135L83 136V137H85V139L87 138V142H89V141H92V138L95 140V142L96 141H99L100 143L102 142V146H103V149H106V148H114L115 147V143H114V141H116V140H118V138L120 139V136H122V139H125V138H127L128 137V134L129 133H131L130 132V126L129 125H131L134 121H130V122H128L127 124H120V122H118V120H117V115H116V112H115V103L117 102H115V94H114V92L112 93V92H101V94H99V93H97L96 94ZM176 96V95H175ZM226 96V95H225ZM117 97V96H116ZM153 97V96H152ZM157 97V96H156ZM196 97V96H195ZM242 97V96H241ZM247 97V96H246ZM6 97H4L3 98V95H2V98H0V112H1V110L3 111L5 108H9L10 109V111H11V109L12 110H18V109H16V107L14 106V104L11 106L7 101H6V99H5ZM179 98V97H178ZM194 98V97H193ZM226 98V97H225ZM229 98V97H228ZM227 98V99H228ZM250 98V97H249ZM9 99V98H8ZM154 99V98H153ZM168 99H169V97H168ZM183 99V98H182ZM231 99V98H230ZM229 99V100H230ZM252 99V98H251ZM46 100H51V99H46ZM232 100V99H231ZM234 100H236V99H234ZM244 100V99H243ZM247 101V100H246ZM115 102V103H114ZM166 102V101H165ZM230 102V101H229ZM244 102V101H243ZM157 103V102H156ZM163 103H164V101H163ZM234 103V102H233ZM158 104V103H157ZM156 104V105H157ZM159 105H160V103H159ZM244 105V104H243ZM254 105V104H253ZM15 108H14V107ZM97 106V105H96ZM161 106V105H160ZM246 106H248V105H246ZM218 107H220V106H218ZM167 108V107H166ZM9 109H8V111H9ZM149 109V108H148ZM158 109H159V107H158ZM164 109V108H163ZM221 109L222 108H220V110H219V112L221 111ZM231 109V108H230ZM236 109V108H235ZM6 110V109H5ZM161 110H162V108H161ZM164 110H167V109H164ZM227 111H225V110H223L222 112H226V115L228 116L229 114H227L229 111H228V109H226ZM216 111H218V110H216ZM7 112V111H6ZM13 112H15V111H13ZM12 112V113H13ZM17 112H19V111H17ZM22 112V111H21ZM173 112V111H172ZM231 112V111H230ZM233 112V111H232ZM8 113V112H7ZM218 113V112H217ZM221 113V112H220ZM224 113H222V114H220V115H224V117H214V119L215 120H218V119H220V118H224V120L225 119H227L226 117H225V114ZM14 114V113H13ZM64 114V108L62 107V111L60 112V115H63ZM212 114H213V112H212ZM171 115H173V113L171 114ZM145 116H146V111H145V113L140 117V120L139 119H137V120H139V122H141V121H144V120H146V118H145ZM230 116V115H229ZM233 116V115H232ZM211 117V116H210ZM173 118V117H172ZM230 118H231V116H230ZM83 119H84V117H83ZM82 119V120H83ZM97 119H98V117H97ZM98 119V120H99ZM229 119V118H228ZM227 119V120H228ZM221 120V119H220ZM224 120H221L220 121V123H218V124H221V123H226L227 124V120H226V122L224 121ZM230 120V121H229ZM228 120V125H226V126H228V128L229 129H227V131H231V130H233L232 129V127H233V125H234V123L233 124H231L230 122H231V119H229ZM233 120V119H232ZM172 122L171 123H174V122H176L175 120H171ZM207 121H209V120H207ZM207 121H206V123H207ZM222 121H224V122H222ZM235 121V120H234ZM136 122V121H135ZM215 122V121H214ZM135 124V123H134ZM176 124V123H175ZM175 124H173L171 127H169V128H173V127H175L176 125ZM224 124H221L222 126L224 125ZM84 125V124H83ZM124 125L126 126L125 128H124ZM168 125V124H167ZM166 125V126H167ZM175 125V126H174ZM85 126V125H84ZM226 126L224 127V129L226 128ZM168 128V127H167ZM234 128V127H233ZM133 129V128H132ZM152 129V128H151ZM150 129V130H151ZM174 129H176V128H174ZM236 129V127L234 128V130ZM233 130V131H234ZM131 131H133V130H131ZM227 131H225V132H227ZM232 131V132H233ZM8 131H6V133H7ZM138 132V131H137ZM151 132V131H150ZM165 132V131H164ZM169 132H170V130H169ZM168 132V133H169ZM132 133H134L133 135H134V139H141L142 137H140V135L141 134H137L136 133V131L134 132H132ZM234 133V132H233ZM91 134V135H90ZM154 134V133H153ZM172 134V133H171ZM173 134H174V132H173ZM172 134V135H173ZM221 134H222V132H221ZM221 134H219V135H221ZM229 134V133H228ZM250 134V133H249ZM12 135V134H11ZM131 135V134H130ZM132 135V136H133ZM170 135V134H169ZM230 135V134H229ZM131 136V137H132ZM227 136V135H226ZM225 136V137H226ZM123 137H125V138H123ZM152 137V136H151ZM172 137V136H171ZM228 137V136H227ZM21 138H22V136H21ZM224 138V137H223ZM88 139H90V140H88ZM252 139V138H251ZM24 140V139H23ZM93 140V141H94ZM121 140V139H120ZM42 141V140H41ZM86 141V140H85ZM92 141V142H93ZM94 143V142H93ZM97 143V142H96ZM50 144V143H49ZM58 144V143H57ZM91 144V143H90ZM168 144H169V142H168ZM230 144V143H229ZM234 144H236V143H234ZM85 145V144H84ZM236 146V145H235ZM256 147V146H255ZM258 147V146H257ZM42 148V147H41ZM44 148V147H43ZM62 149V148H61ZM45 150V149H44ZM48 150V149H47ZM52 150V149H51ZM254 150H255V148H254ZM253 151V150H252ZM258 154H261V153H264V152H262L261 151V148L259 149V148H257V150H255ZM255 151H253V152H255ZM51 152V151H50ZM52 152H53V150H52ZM78 152V151H77ZM98 152V151H97ZM247 152H250V151H247ZM255 152V153H256ZM111 153V152H110ZM254 153V154H255ZM256 153V154H257ZM129 154L131 155V157L132 158H134V159H139V158H141L142 157V153H140V152H138V151H131V152H129ZM128 154V155H129ZM257 154V155H258ZM117 155L118 156H121V154H118L117 153ZM256 155V156H257ZM52 157H53V155H51ZM63 156V155H62ZM105 156H107V157H105V158H102L101 157V160H99V163L101 164V165H104V166H107L108 168H109V170L108 171H110V168H112L113 170H123V168L122 167H124V165H122V163L120 162V161H122V159H126V158H119V157H117V156H112V155H109V154H107V155H105ZM2 157H4V156H2ZM79 157V156H78ZM122 157V156H121ZM259 159V158H258ZM93 160V159H92ZM124 161H126V160H124ZM69 162V161H68ZM78 162V161H77ZM82 162V161H81ZM88 162V161H87ZM70 163V162H69ZM72 163H73V161H72ZM18 164V163H17ZM73 165H75V164H72L71 166H73ZM97 165V164H96ZM69 167V168H72V167ZM98 166H99V164H98ZM104 166H103V168H104ZM17 167V166H16ZM16 167H15V163L13 162H10L9 161V159L8 160H3V159H1V161H0V171L1 172H3L4 171V173H3V176H11V178H12V176H13V179L14 180H18L20 177H18V173H16L17 171H16ZM107 167H105V168H107ZM127 167V166H126ZM125 167V168H126ZM18 168V167H17ZM100 169V168H99ZM106 170V169H105ZM22 171V170H21ZM98 171V170H97ZM107 171V172H108ZM137 171V170H136ZM135 171V172H136ZM139 171V170H138ZM137 171V172H138ZM106 172V173H107ZM145 173V172H144ZM144 173H143V175H144ZM47 174V173H46ZM109 174V173H108ZM110 174H111V172H110ZM118 174V173H117ZM141 174V173H140ZM16 175V176H15ZM119 175H121V174H119ZM15 176V177H14ZM21 176V175H20ZM116 176H118V175H116ZM134 176V175H133ZM5 177V178H6ZM7 177V179H10L11 180V178H8ZM114 177H115V173H114ZM120 177V176H119ZM23 178V177H22ZM22 178H21V180H22ZM60 179V178H59ZM5 181H7V180H5ZM58 181V180H57ZM9 181H7V183H8ZM19 182V181H18ZM17 182V183H18ZM70 182V181H69ZM11 183V182H10ZM67 183V182H66ZM20 184V183H19ZM36 184V183H35ZM51 184V183H50ZM59 184V185H58ZM71 184V183H70ZM69 184V185H70ZM54 185H55V183H54ZM54 185L52 186L53 187V189L56 187V185H58L57 187L59 188V186H61V191L63 190H65L64 188H63V184H61L59 181L56 183V185H55V187H54ZM63 185V186H62ZM3 186V185H2ZM1 186V187H2ZM10 186H12V188H10L11 189V192H12V190H16V188H17V184H16V182H12L11 184H10ZM65 186H68V184L67 185H65ZM64 186V187H65ZM96 186V185H95ZM0 187V188H1ZM33 187H36V186H33ZM71 187V186H70ZM210 187V186H209ZM212 187H214V186H212ZM212 187H210V188H212ZM229 187V186H228ZM4 188V187H3ZM58 188H56V191L58 192L59 190H58ZM63 188V189H62ZM66 188V187H65ZM69 190L72 188H69V187H67ZM97 188V187H96ZM164 188V187H163ZM233 189H234V187H232ZM2 189V188H1ZM94 189V188H93ZM92 189V190H93ZM99 189V188H98ZM101 190H102V188H100ZM231 189V188H230ZM7 190V189H6ZM9 190V189H8ZM34 192H33V194L36 192L37 193V190L36 189H32ZM36 190V191H35ZM73 190V189H72ZM90 190V189H89ZM91 190V191H92ZM4 191V190H3ZM10 191V190H9ZM26 191V190H25ZM63 191H62V193H63ZM68 191V190H67ZM74 191V190H73ZM95 191V190H94ZM93 191V192H94ZM100 191V190H99ZM99 191H97V192H99ZM17 192H19V191H17ZM28 192V191H27ZM65 192H66V190H65ZM64 192V193H65ZM76 192V191H75ZM97 192H94V193H97ZM101 192V191H100ZM136 192V191H135ZM2 193V192H1ZM16 193V192H15ZM32 193V192H31ZM59 193H61L60 191L57 193L58 195H59ZM63 193V194H64ZM70 193H71V191H70ZM134 193V192H133ZM9 194H11V193H9ZM14 194V193H13ZM68 194V193H67ZM71 194H73L74 195V193H71ZM135 194V193H134ZM136 194H137V192H136ZM16 195V194H15ZM26 195V194H25ZM89 195H91V194H89ZM21 196V195H20ZM19 196V197H20ZM60 196V195H59ZM69 196V195H68ZM128 196V195H127ZM6 197H7V194H6ZM82 197V196H81ZM109 197V196H108ZM125 197V196H124ZM129 197V196H128ZM18 198V197H17ZM28 198V197H27ZM58 198V196H56V201H57V203H56V201H55V206H54V208L53 207H49V208H47V209H45L44 211L46 212V210H47V213H46V216H41L40 218H44L46 221H49V218H51L52 220L53 219H55L56 220V224H62L63 226H64V220H63V216L67 213L65 210H63L64 208V202H63V204H62V200H61V198L62 197H60L59 199H57ZM65 198V197H64ZM107 198V197H106ZM114 198V197H113ZM111 198L110 197V200H105L106 202H105V205H106V207L108 208V209H110L109 211H108V215H107V221L109 222V223H114V222H118V221H122L123 219H129V220H127V222H125L126 224H127V228L125 227V225H124V227H125V230H126V234H125V237H124V239H123V241H121V242H119V243H111L110 242V240H109V237H108V229H109V227H108V229H107V235H106V232H105V224H104V222H105V220L104 219H101L100 217H98L97 218V216H96V220L95 221H88V223H92V225L91 226H89V227H91L90 228V234H91V245H92V247H93V252H94V257H96L97 258V264H108L106 261L108 260V258H110L111 260L112 259H114L115 260V258L116 257H120V256H123L124 257V255L126 256V254H127V249H129V247H131L132 248V245H135V244H138V245H140L141 247L140 248H142L141 250H142V252H140L141 253V256H142V264H149V263H151V260L154 258V252H156L159 248H161L165 253H166V258H165V260H166V263L165 264H175V263H177V262H179L180 260H182V259H184V258H188V259H190V260H192L193 262L195 261V260H199V262H200V264H220V260H221V254H222V252L221 251H219L220 250V247H219V245H218V243H217V245L216 244H210V246H209V248L208 249H206V247L204 248V247H200V248H197V249H195V250H191V249H193V247H191L190 249H188V247H190L188 244H186L185 242L183 243V241H182V243L180 244V245H178V241L176 242V235H175V232H176V230H174L172 233L170 232H168V233H166V235H164V240H165V242H164V244H162V243H156V241H153L152 239L151 240H148V241H145L144 243H142L141 241V237L138 235V233H137V231H136V227H135V225H134V219L132 218V217H134L135 215H138L142 210H144V203L143 202H140V201H138L137 203L135 202H130V200H128L127 201V199H124V198H122V200L124 201V202H122L121 204H120V206L119 207H117V208H115V209H113L112 211H111V207H112V205L114 204L113 202L116 200V198ZM126 198V197H125ZM24 199H25V197H24ZM54 199H55V197H54ZM69 199H70V197H69ZM143 199V198H142ZM66 200H67V196H66ZM138 200V199H137ZM26 201H28V200H26ZM68 201V200H67ZM132 201V200H131ZM15 202V201H14ZM13 202V200H12V204L14 203ZM21 202V201H20ZM10 203V205H12ZM23 203V202H22ZM21 203H19V205H20ZM4 205V204H3ZM15 205H17V203H14L13 204V206H10L11 208L12 207H14ZM28 205H29V203H28ZM26 207V206H25ZM16 208H18V207H16ZM20 208V207H19ZM18 208V209H19ZM15 209V208H14ZM17 209V210H18ZM21 210H22V208H20ZM19 209V210H20ZM50 209V210H49ZM5 209H3V211H4ZM7 211V210H6ZM8 212V211H7ZM1 213H4V212H2V211H0V214ZM41 214V213H40ZM42 214H43V212H42ZM6 215V214H5ZM14 215V214H13ZM44 215H45V213H44ZM22 216V215H21ZM0 217H3L4 218V216H0ZM9 217V216H8ZM28 217V216H27ZM34 217V216H33ZM36 217V216H35ZM92 217V216H91ZM231 219L233 218V217H230ZM1 219V218H0ZM30 219V218H29ZM91 219V218H90ZM234 219V218H233ZM236 219V218H235ZM238 219H239V216H238ZM4 220H6V218L4 219ZM25 220V219H24ZM38 219L37 218H35V219H30L29 220V222H30V227H31V229H29V230H26V229H23V231H24V233L22 234L21 232L19 233H14V230L11 228V227H5V228H3V225H2V228H1V231H0V264H25V263H27L28 264V261L31 263V256H33L34 255V251L36 252V248H38V244H40V245H42L41 243H43V242H41L42 241V239L44 238L43 237V235L42 234H39L38 235V233L39 232H41L42 230H35V228H34V226L35 227H38V226H40V222L39 221H37ZM42 220L43 219H41V222H42ZM125 221V220H124ZM236 221V220H235ZM235 221H231L230 223H234ZM44 222V221H43ZM229 222H228V224H230ZM37 224H39V225H37ZM1 225V224H0ZM27 225V224H26ZM27 225V226H28ZM42 225V224H41ZM61 225V226H62ZM75 225H77L79 228V230L80 229H82V227H80L79 226V223L78 222H76L75 223ZM188 225V224H187ZM186 225V226H187ZM227 225V224H226ZM18 226H21V224H19ZM23 226H24V223H23ZM28 226V227H29ZM112 226V225H111ZM233 226V228H231ZM232 226H230V229H232V231L230 230L229 231V233L230 232H232L231 234H233V237H232V240H231V238H230V240H228V242H229V245H230V242H231V244H233V245H235L234 247H235V249H234V251L236 250V253H237V255H236V258L238 257V259H241L242 260V262L244 261V264H245V261H247L248 259H249V257H250V255H251V252H250V250H249V248L247 247V245H246V243H245V235H244V231L241 229L242 227H241V225L239 224V223H234V224H232ZM189 227V226H188ZM227 227V226H226ZM186 228V227H185ZM17 229V228H16ZM194 229H195V226H194ZM229 229V228H228ZM191 230V229H190ZM71 231V230H70ZM69 231V232H70ZM194 231V230H193ZM44 232V231H43ZM87 232V230L86 229H84L83 228V231H82V233H86ZM195 232V231H194ZM197 232H198V230H197ZM45 234H46V232H45ZM226 235V237L228 238L230 235L228 234V233H226L225 234ZM107 236V237H106ZM166 236H167V238H166ZM46 238V237H45ZM106 238H107V242H108V245H109V250H108V245L106 244ZM41 239V240H40ZM44 240V239H43ZM46 240H48V239H46ZM141 240V241H140ZM215 241V240H214ZM39 242H41V243H39ZM154 242L156 243V245L154 244ZM158 242V241H157ZM226 242H227V240H226ZM44 243H45V240H44ZM140 243H142V244H140ZM196 243V242H195ZM37 245V246H36ZM137 245V246H138ZM196 245V244H195ZM197 245H198V242H197ZM209 245V244H208ZM228 243H226V245H225V247H224V252H227L228 251ZM232 245V246H233ZM8 246H11V248H10V251H11V253L10 252H8V251H5V250H7V247ZM194 246V245H193ZM205 246V245H204ZM36 247V248H35ZM43 247V246H42ZM134 247V246H133ZM195 247V246H194ZM138 249H139V246H138ZM222 249V248H221ZM140 250V249H139ZM25 252H27V253H25ZM157 253V252H156ZM225 254V253H224ZM29 257V258H28ZM28 258V259H27ZM224 258V257H223ZM95 259V258H94ZM163 259V258H162ZM185 260V259H184ZM240 260V261H241ZM248 261H250V260H248ZM247 261V262H248ZM91 262H92V260H91ZM113 262V264H114V261H112ZM181 262V261H180ZM29 263V264H30ZM196 263V262H195ZM160 264H162V263H160ZM185 264H189V263H185Z\"/></svg>",
	"mask_w": 264,
	"mask_h": 264
},
{
	"label": "built area",
	"instance_id": "3",
	"mask_svg": "<svg viewBox=\"0 0 264 264\" xmlns=\"http://www.w3.org/2000/svg\"><path fill=\"white\" fill-rule=\"evenodd\" d=\"M75 105H79V103L75 102ZM148 105V100L139 101L134 96L122 95L114 106L118 120L123 124H127L141 117L148 109ZM125 234L126 230L124 224L121 223L114 224L108 229V237L111 243L123 241ZM157 256L160 259L163 258L164 251L161 248L157 250ZM221 264H237V259L232 255H225Z\"/></svg>",
	"mask_w": 264,
	"mask_h": 264
}]
</instances>
